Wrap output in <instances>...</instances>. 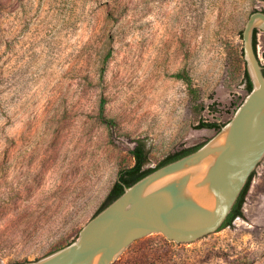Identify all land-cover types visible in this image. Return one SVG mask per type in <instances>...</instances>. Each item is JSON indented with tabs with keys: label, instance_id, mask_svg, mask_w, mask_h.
Returning a JSON list of instances; mask_svg holds the SVG:
<instances>
[{
	"label": "rangeland",
	"instance_id": "374dc122",
	"mask_svg": "<svg viewBox=\"0 0 264 264\" xmlns=\"http://www.w3.org/2000/svg\"><path fill=\"white\" fill-rule=\"evenodd\" d=\"M261 0H0V264L76 240L145 144L155 168L208 142L247 95L242 30ZM256 46L263 64L264 31ZM243 216L114 264H264V159Z\"/></svg>",
	"mask_w": 264,
	"mask_h": 264
},
{
	"label": "water",
	"instance_id": "95a60500",
	"mask_svg": "<svg viewBox=\"0 0 264 264\" xmlns=\"http://www.w3.org/2000/svg\"><path fill=\"white\" fill-rule=\"evenodd\" d=\"M255 30L264 31V12H253L242 30L252 89L230 121L195 152L124 187L75 241L21 264H114L148 236L183 245L216 233L264 159V73L254 49Z\"/></svg>",
	"mask_w": 264,
	"mask_h": 264
},
{
	"label": "trees",
	"instance_id": "16d2710c",
	"mask_svg": "<svg viewBox=\"0 0 264 264\" xmlns=\"http://www.w3.org/2000/svg\"><path fill=\"white\" fill-rule=\"evenodd\" d=\"M261 1L264 2V0H261ZM257 32H258L257 30L254 31L253 44H254L255 53L258 57L257 46H256ZM262 59H263V64L261 63L258 57L259 63L263 67V73H264V53L262 54ZM244 80H245L246 92L248 94L252 89V84L249 80L246 70L244 72ZM224 125L225 124L220 125L216 123H200L196 127V129H209V130H215L216 132H218L221 129V127ZM204 144L205 143L195 146V147H189V148H184V149L175 151L167 155L155 168H146L147 164L149 163L148 152L145 149V144L141 141H137L134 147L132 148V150L130 151V154L134 161L133 165L130 168L120 171L117 181L113 184L104 203L102 204V206L100 207V209L95 215H97L100 211H102L109 204H111L114 200H116L119 196H121L124 191V187L132 186L137 181L144 178L145 176L152 173L153 171L195 152ZM254 174H255V171L252 173V175L248 179L244 189L242 190L240 196L238 197L236 203L234 204L231 213L229 214V216L227 217V219L225 220V222L223 223V225L220 227L218 231L226 227H230L233 221L237 217L242 218L243 216L242 207L245 203L246 193L248 191V188L250 186V183L252 181Z\"/></svg>",
	"mask_w": 264,
	"mask_h": 264
},
{
	"label": "built area",
	"instance_id": "2783aa9c",
	"mask_svg": "<svg viewBox=\"0 0 264 264\" xmlns=\"http://www.w3.org/2000/svg\"><path fill=\"white\" fill-rule=\"evenodd\" d=\"M237 219H240V218H239V217H237L235 220H237ZM235 220H234V221H235Z\"/></svg>",
	"mask_w": 264,
	"mask_h": 264
}]
</instances>
